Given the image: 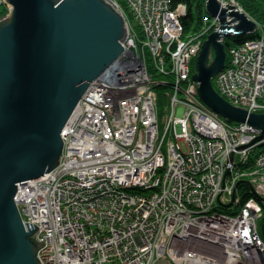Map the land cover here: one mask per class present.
Returning <instances> with one entry per match:
<instances>
[{"label": "built area", "instance_id": "built-area-1", "mask_svg": "<svg viewBox=\"0 0 264 264\" xmlns=\"http://www.w3.org/2000/svg\"><path fill=\"white\" fill-rule=\"evenodd\" d=\"M113 1L130 16L123 53L89 84L65 124L59 166L17 184L22 221L37 225L35 238L45 242L41 264L210 260L206 253L186 260L194 246L230 251L234 264H264V135L223 121L199 99L193 64L206 38L183 36V3ZM203 21L216 29L215 18ZM227 58L215 90L264 113V30L229 47ZM157 85L170 91L166 123L157 118ZM244 184L254 195L243 201Z\"/></svg>", "mask_w": 264, "mask_h": 264}, {"label": "water", "instance_id": "water-1", "mask_svg": "<svg viewBox=\"0 0 264 264\" xmlns=\"http://www.w3.org/2000/svg\"><path fill=\"white\" fill-rule=\"evenodd\" d=\"M203 1L217 26L195 58L198 96L227 122L259 128L260 139L264 113L232 105L212 83L225 65L223 37L255 34L260 26L229 1ZM4 2L9 11L0 18V264H41L38 251L45 242L35 238L34 223L23 225L14 201L17 184L59 165L65 124L89 84L123 53L128 30L113 0Z\"/></svg>", "mask_w": 264, "mask_h": 264}, {"label": "trees", "instance_id": "trees-1", "mask_svg": "<svg viewBox=\"0 0 264 264\" xmlns=\"http://www.w3.org/2000/svg\"><path fill=\"white\" fill-rule=\"evenodd\" d=\"M237 5L241 7V9L253 20L255 21L261 28L264 30V0H234ZM173 4L183 3L186 6L185 13L181 16V24L183 27V36H199L202 32V38L206 37V33L204 34L205 23L203 21V17L206 16V12L204 9V1L203 0H172ZM8 10L5 5L0 6V18L4 17L7 14ZM207 30V29H206ZM211 29L209 30V32ZM259 36V31L255 34H241L230 37H224L223 43L225 45V51L229 49L231 46L239 45L243 43L245 40L250 38H255ZM228 58L226 57V60ZM225 60V61H226ZM194 70V68H193ZM159 98H158V114L163 112L164 105L167 101L164 95V89L158 87ZM241 185V184H240ZM243 187V191L241 192L242 200H246L248 197L253 196L252 190L246 184ZM262 215L258 221L259 229L264 224V204H263ZM227 209L226 211H228Z\"/></svg>", "mask_w": 264, "mask_h": 264}, {"label": "bare ground", "instance_id": "bare-ground-1", "mask_svg": "<svg viewBox=\"0 0 264 264\" xmlns=\"http://www.w3.org/2000/svg\"><path fill=\"white\" fill-rule=\"evenodd\" d=\"M123 15H124V17H125V19H127V18H129L130 16H129V13H122ZM128 30V29H127ZM227 53V52H226ZM198 55V54H197ZM215 77V76H214ZM214 77H213V79H212V83H214L215 82V80H214ZM246 110V109H245ZM248 111V110H247ZM249 113H258V112H256V111H254V112H250V111H248ZM218 115V114H217ZM219 116V115H218ZM71 117V116H70ZM220 118H222L221 116H219ZM223 119V121H226V119L225 118H222ZM236 123H238V122H236ZM240 124H242V125H244V124H247V125H251V124H249V123H247V122H239ZM247 125H245V126H247ZM251 126H253V125H251ZM254 127V126H253ZM188 227V226H187ZM186 227V228H187ZM192 229V228H191ZM191 232H194V229L191 231ZM190 236H192V237H190ZM194 236H197V235H195V234H193V235H190V234H188V236H187V238H189V240H190V238L191 239H194L195 237ZM213 248H216V247H213ZM256 247L254 246V245H252L250 248H249V250L251 251V250H254ZM221 248L220 247H218L217 249H214V250H209V251H204V250H202L201 248H198V247H196V246H194V247H192L190 250H189V252L186 254V255H184V258L186 259V260H195V259H197L198 257H204V254L206 253V258L207 259H210L209 261H206V262H200V264H234L233 262H231L230 260L232 259L231 258V256H232V254L230 253V251H227L228 252V254H227V252H225V253H223V251L221 252ZM220 253H221V256L223 255V258H225V259H223V261H221V262H218L219 260H218V257L220 256ZM38 257H39V251H38Z\"/></svg>", "mask_w": 264, "mask_h": 264}, {"label": "rangeland", "instance_id": "rangeland-1", "mask_svg": "<svg viewBox=\"0 0 264 264\" xmlns=\"http://www.w3.org/2000/svg\"><path fill=\"white\" fill-rule=\"evenodd\" d=\"M225 1H228V0H224L223 2H225ZM229 2H230V0H229ZM231 3L232 4H235V5H237V3L233 0H231ZM237 7L240 9V10H242L241 9V7L239 6V5H237ZM243 11V10H242ZM206 33V37L205 38H207V36L211 33V31L209 32V30L207 31V30H204V34ZM202 34H203V32L199 35V36H193V37H196V38H198V40L199 39H201L202 38ZM224 38V37H223ZM204 42V41H203ZM199 51H200V49H199ZM199 51H198V53H199ZM226 57H227V53H226ZM212 58H213V52L211 51L210 52V60H212ZM225 60H226V58H225ZM225 66V65H224ZM193 68H194V70H193V74H195L196 73V68H195V64H193ZM192 79H193V75H192ZM194 80V79H193ZM195 81V80H194ZM195 83H196V86H197V89H198V87H199V82H197V81H195ZM158 87H161L162 89H164V95H165V98L167 99V95H169V92L170 91H168V87L167 86H163V85H157L154 89H155V91H156V98H157V102H158V98H159V92H158ZM199 97V96H198ZM200 99V98H199ZM178 107H180L181 109H183L184 108V106H182L181 104H178L177 105ZM156 107H158V104H157V106ZM170 109H171V107H169V102L168 101H166V103H165V105H164V108H163V112L162 113H160V114H158V108H157V118H158V120L159 121H162V122H164V120H165V118L166 117H168V115L170 116ZM177 112H178V109H176L175 110V112H174V115H176L177 114ZM161 123V122H160ZM159 123V124H160ZM164 123H166V122H164ZM62 158V157H61ZM60 163H61V161H60ZM59 163V164H60ZM59 166V165H58ZM251 189V188H250ZM144 192H146V193H148L149 191L147 190V191H144ZM15 201V200H14ZM15 204H16V206H17V209H18V211L20 210L19 209V207H18V205H17V203L15 202ZM20 213V212H19ZM22 214L20 213V216H21ZM21 218H22V216H21ZM23 222V221H22ZM23 225H24V227L26 228V226H25V224L23 223ZM37 226V225H36ZM27 229V228H26ZM39 230H40V228H39ZM38 231H36V233H37ZM260 232H262V230L260 229ZM35 233V234H36ZM263 233V232H262ZM264 234V233H263Z\"/></svg>", "mask_w": 264, "mask_h": 264}]
</instances>
